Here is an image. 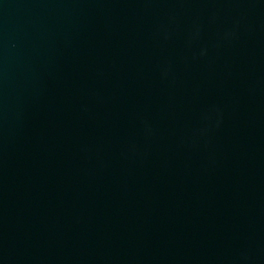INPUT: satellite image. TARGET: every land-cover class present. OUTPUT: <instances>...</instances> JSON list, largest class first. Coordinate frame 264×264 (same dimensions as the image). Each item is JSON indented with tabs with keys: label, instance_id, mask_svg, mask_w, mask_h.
Masks as SVG:
<instances>
[{
	"label": "water",
	"instance_id": "obj_1",
	"mask_svg": "<svg viewBox=\"0 0 264 264\" xmlns=\"http://www.w3.org/2000/svg\"><path fill=\"white\" fill-rule=\"evenodd\" d=\"M0 264H264V0H0Z\"/></svg>",
	"mask_w": 264,
	"mask_h": 264
}]
</instances>
